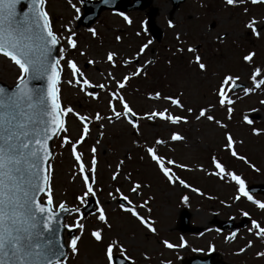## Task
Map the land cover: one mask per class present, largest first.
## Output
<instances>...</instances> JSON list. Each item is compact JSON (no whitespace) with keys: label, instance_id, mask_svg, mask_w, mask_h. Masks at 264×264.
I'll use <instances>...</instances> for the list:
<instances>
[{"label":"rangeland","instance_id":"obj_1","mask_svg":"<svg viewBox=\"0 0 264 264\" xmlns=\"http://www.w3.org/2000/svg\"><path fill=\"white\" fill-rule=\"evenodd\" d=\"M127 1V4H132L135 0ZM145 3L148 4L144 10L129 13L131 24H126L116 13L102 11L88 27L95 29L97 33L95 37L88 32V28L77 26L78 19H73L76 12L72 5L81 9L80 16L83 14L80 0H71V3L69 0H46V11L53 30L58 34H64L65 25L75 30L78 49L70 51L69 55L76 59L88 77L96 82L109 83L106 79L109 72L120 79L123 74L134 71L137 65H142L145 61L150 62L146 67L147 77L133 78L122 90V95L140 115L158 106H167L166 101L148 99L154 91L161 92V96L179 95L186 107L190 106L194 111H198L200 107L214 101L212 89L224 74L239 75L241 78L238 81L239 85L252 87L249 80L252 68H264V24L259 22L264 20V5H247L249 12L245 15L240 7L225 6L223 0H186L177 8H173L168 0H146ZM149 16L153 18L156 28L162 32L159 42L151 40L147 33L146 19ZM250 17L258 21L256 27L261 33L259 38L252 36L243 27L244 22ZM169 22L174 25L172 28H169ZM177 35L180 37L179 40L176 39ZM117 36L120 37L119 41L116 39ZM149 40L152 43L145 49V53L132 64L127 66L119 64L116 69H112L106 63L105 55L108 51L116 52L118 60L129 59ZM189 46L195 51L189 53L187 51ZM178 48L182 51H177ZM79 51H84L86 55L80 56ZM248 52L255 53L251 65H245L242 60ZM196 55H199L202 62L207 65L206 73H200L194 64H189V60ZM88 59L96 60V65H87ZM17 75L18 70L15 66L0 58V82L12 85ZM62 75L64 81L70 78L67 72ZM260 79H264V76ZM59 87L64 106H71L84 115H94L97 111L101 115H110L107 111V98L99 89L91 90L99 93V99L92 101L67 83H62ZM109 87L114 88V84L109 83ZM237 91L240 98L236 99L235 94L232 96L235 100V111L231 122L226 120V112L223 110L218 109L214 114L217 119L229 124V130L235 139L243 141L242 145H237V151L260 169L259 172L253 171L241 161L221 151L223 130L210 125L207 121L197 122L190 118L188 125L164 126L158 120L154 124L141 120L140 135H136L126 123L120 121L112 124L101 121L104 124L103 129L92 121L90 134L86 141L78 146V151L84 153L87 161L91 157L90 148L95 146L97 149L95 187L100 189L97 196L105 207L112 228L110 231L105 229L104 243L94 244L89 238V232L98 225L96 224L98 221L95 217L82 221L85 228L78 241L79 254L72 257L69 253L67 264H107L104 247L109 238L118 239L127 249V254L135 260V264H181L179 260L190 253L205 250L210 242L215 243L217 250L221 252L220 256L226 261L234 264H264L261 258L253 259L257 251H264V241L254 235L248 237L247 232L239 235L235 244L226 245L225 239L223 241L215 234L197 238L196 235H181L177 229L178 215L183 209L190 214L191 224L202 228H210L213 218L239 219L242 217L241 211L249 209L263 220L261 223L258 219L264 225V212H255L257 208L245 203L243 199L233 202L231 197L234 195L235 186L232 183L221 182L199 171L201 167L208 171L212 170L209 159L210 155L215 154L228 170L241 175L245 182L247 181L246 184H264V135L252 136L249 126L242 123V116L248 115L250 119H254L252 127L264 129V105L259 103L264 99V86L247 96L242 90ZM252 109L256 111H251ZM175 111L179 113V110ZM67 129V133L62 135H68L74 141L78 138L81 125L74 117H68ZM170 131H178L185 137L184 141H170ZM155 138L165 140L164 145L158 146L161 155L192 169L175 171L202 194L180 188L178 184L170 185L158 173L154 164L142 151L143 146L153 143ZM97 140L100 141L99 144L96 143ZM60 143L61 138L57 137L51 161L53 200L55 204L63 201L66 206L75 207L77 206L75 197L81 193L82 181L78 176H73L74 161L68 147L61 148ZM121 160L124 161L122 170L117 180L112 181L111 175ZM129 173L133 181L150 185L143 189L142 195L136 198L135 202L140 203L151 197L148 205L139 211L142 216L153 222L156 228L155 235L141 228L130 215L121 212L116 207L117 201L107 196L108 191L117 187L125 194L131 195L127 191L129 181L124 179ZM185 195L188 196V201L182 202L181 197ZM255 199L264 202L260 196ZM74 218V215L71 216L67 224H71ZM80 235L79 231L78 236ZM181 238L186 244L184 248L168 250L160 244L162 239L178 244ZM249 240H253V247L234 258V252H238ZM114 252L119 253L118 249ZM145 255L149 257L148 260L144 259Z\"/></svg>","mask_w":264,"mask_h":264},{"label":"snow or ice","instance_id":"obj_2","mask_svg":"<svg viewBox=\"0 0 264 264\" xmlns=\"http://www.w3.org/2000/svg\"><path fill=\"white\" fill-rule=\"evenodd\" d=\"M23 2L24 0H0V58L9 61L18 70L11 90L0 86V264H67L69 250L72 257L79 254L78 241L85 228L82 223L84 217L81 214V208L85 207L90 199L95 201V210L92 214L98 221V225L89 232V235L97 244L104 243L105 229L110 231L112 225L109 223L105 207L97 196L100 189L95 187L97 149L95 146L90 148L91 157L87 161L84 153L78 151V146L82 145L90 134L92 121H95L100 129L104 128L101 121H107L108 124L120 121L126 123L136 135H140L139 121L141 120L153 124L158 120L164 126L188 125L190 118L197 122L207 121L210 125L223 130L221 151L241 161L253 171H260L246 156L237 151V145H242L243 141L235 139L229 130V124L217 119L214 113L218 109L225 111L226 120L231 122L235 111L233 94L236 95V99H239L237 89L242 90L245 96L261 89L264 86V79L260 77L264 76V68H252L249 75L252 87L241 88L238 84L241 79L239 75L224 74L212 89L214 101L200 107L198 111H194L190 106L186 107L179 95L161 96L159 92H155L148 99L166 101L167 106L161 105L140 115L122 95V90L133 78L146 76L149 61L137 65L134 71L123 74L120 79L109 72L106 79L114 84V88H110L109 83L96 82L90 79L82 65L69 55L70 51L78 49L75 30L67 25L64 26V34H58L53 30L46 11V0H26V10L18 13L17 6ZM223 3L231 8L240 7L247 15L249 12L247 5H264V0H223ZM72 7L76 12L73 19H79L81 9L75 5ZM116 15L121 16L126 24H131L127 15L122 12ZM259 22L264 24V20ZM257 23L256 18L250 17L244 22L243 27L252 36L259 38L261 33L256 27ZM168 26L172 28L174 25L169 22ZM141 27L143 28V24ZM88 32L93 37L97 35L93 28H88ZM116 39L119 41L120 37L117 36ZM176 39H180L179 35ZM151 43L152 41L149 40L142 44L135 55L129 59L118 60L116 52L108 51L105 55L106 63L112 69H116L119 64L130 65L142 57ZM53 50H56L58 55L54 56ZM177 51L182 49L178 48ZM187 51L192 53L195 49L189 46ZM79 55L83 57L86 53L79 51ZM254 56V52L244 55L242 57L244 64L251 65ZM86 63L95 66L97 62L94 59H88ZM189 64H194L200 73L208 71L207 65L202 62L199 55L190 59ZM65 72L70 77L67 81L63 80L62 74ZM62 83H67L92 101L99 99V93L91 90L99 89L107 98V111L110 115H101L97 111L94 115L90 114V119V115L81 114L71 106H64L59 87ZM259 103L264 105V99H261ZM175 110L184 114H179ZM68 117H74L81 125L78 138L74 141L68 135H62L68 131ZM242 123L249 126L252 136L264 135V129L252 127L254 122L248 115L242 116ZM100 135L102 136L103 132ZM55 137L61 138V148L68 147L74 161L73 176H78L82 181L81 193L75 197L77 206L71 209L63 201L55 204L53 200L49 141ZM169 139L172 142H182L185 137L178 131H170ZM99 142V140L96 141L97 144ZM164 144V139L155 138L153 143L144 145L142 151L168 184H178L184 189H190L193 193L202 194L173 171V169L187 171L192 169L185 164L177 163L174 159H166L159 153L158 146ZM123 164V160L116 164V171L111 175L112 181L117 180ZM209 166L211 171L203 167L199 171L221 182L232 183L235 186L234 195L231 197L233 202L243 199L264 212V202L254 199L249 194L246 190V182L241 175L228 170L216 156L210 157ZM124 179L129 181L127 191L131 195L125 194L117 187L108 191L107 196L117 201L116 207L121 212L129 214L147 232L155 235L156 228L153 222L142 216L139 211L148 205L151 197L140 203L135 202L136 198L142 195L143 189L150 185L133 181L130 173ZM121 201L123 203H120ZM181 201L187 202L188 196H182ZM61 213L74 214L73 222L64 224L63 227L69 233L74 229H79L81 233L80 236L72 235L66 245L59 238V214ZM240 215L247 217L249 213L241 211ZM248 232L264 241V225L257 220H251ZM235 236L236 233H232L231 237H225V240L234 239ZM160 244L168 250L186 247L183 238L178 244L167 239L160 240ZM251 247L253 243L249 240L237 254L244 253ZM115 249H118L124 264H135V260L127 254V249L116 238H109L105 244L104 256L107 264H114ZM208 251H213V247L209 246ZM255 255L257 258L264 259V251H257ZM144 259L148 260L149 257L145 255Z\"/></svg>","mask_w":264,"mask_h":264},{"label":"water","instance_id":"obj_3","mask_svg":"<svg viewBox=\"0 0 264 264\" xmlns=\"http://www.w3.org/2000/svg\"><path fill=\"white\" fill-rule=\"evenodd\" d=\"M124 1L125 0H100L98 2H87V1L82 0L81 2L83 4V6L85 7L86 12H85L84 16L80 19V23L84 24L85 26H88L99 15V13L104 9L129 11V10L135 9V8L143 9L146 6V4L145 5L141 4L142 1H144V0L137 1L132 6H129V5L128 6L126 5L123 7L118 6V3H123ZM171 1H172L173 7L177 8L178 5L181 4L184 0H171ZM26 8H27V3H26V0H24V2L21 5L17 6V11H18V13H22L24 10H26ZM149 27H150L149 32H150L152 38L159 41L161 38V32L158 28H156L154 26L151 18H149ZM53 55L54 56L57 55L56 50H53ZM0 86H5L9 90H11L13 87V86H11V87L7 86L3 83H0ZM53 140L49 141V145H50L49 150H50V154H51L50 159L52 157L51 143ZM249 191L252 193H264V186H259V187L253 186V187L249 188ZM93 209H94V200L90 199L89 202L87 203V205L82 209V211L85 215H87L89 213H92ZM66 214L67 213L59 214L60 215V221H59L60 237L59 238L62 241V243H63L62 233L64 230L63 220H64V217ZM188 219H189V215L185 211H183L180 215V225H179L180 231L181 232H198L199 231L198 229H189L188 228ZM218 226H220V228L222 230H225V229H233L234 231L236 230L235 227H232V223H230V222L229 223L219 222ZM73 232L74 231L71 232V235L74 234ZM210 260L211 259L201 260L198 258H192L186 264H210L211 263ZM114 264H124V261L122 259L116 258ZM216 264H224V263L218 262Z\"/></svg>","mask_w":264,"mask_h":264},{"label":"flooded vegetation","instance_id":"obj_4","mask_svg":"<svg viewBox=\"0 0 264 264\" xmlns=\"http://www.w3.org/2000/svg\"><path fill=\"white\" fill-rule=\"evenodd\" d=\"M243 231H244V230H243ZM216 236L222 238V235H220V234H219V235H216ZM248 236H249V234H248ZM237 244H239V243H237ZM214 247H215V245H214ZM215 252H217V249L215 250ZM217 253L219 254V252H217ZM237 253H238L237 251L234 252V258H236V255H238ZM219 255H220V254H219ZM219 258H220V259H223L221 256H219Z\"/></svg>","mask_w":264,"mask_h":264}]
</instances>
